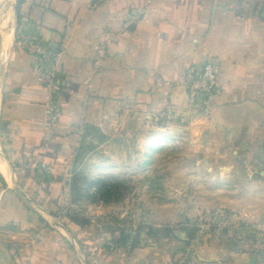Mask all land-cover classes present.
I'll list each match as a JSON object with an SVG mask.
<instances>
[{
	"label": "crops",
	"instance_id": "1",
	"mask_svg": "<svg viewBox=\"0 0 264 264\" xmlns=\"http://www.w3.org/2000/svg\"><path fill=\"white\" fill-rule=\"evenodd\" d=\"M92 1L20 5L0 95V154L13 175L10 183L0 174L6 183L0 238L9 264H173L179 258L181 238L140 243L133 251L111 248L102 229H84L65 213L72 205V163L90 140L111 143L119 130L139 125L158 136L204 134L209 119L201 105H189L183 82L191 64L221 65V91L207 124L234 138L242 163L264 157V0H104L91 10ZM28 25L62 51V115L51 132L42 122L47 93L18 43ZM109 34L118 40L95 67L94 49ZM157 78L166 83L159 86ZM41 163L53 167L50 179L37 174ZM196 251L197 264H241L230 251Z\"/></svg>",
	"mask_w": 264,
	"mask_h": 264
},
{
	"label": "rangeland",
	"instance_id": "2",
	"mask_svg": "<svg viewBox=\"0 0 264 264\" xmlns=\"http://www.w3.org/2000/svg\"><path fill=\"white\" fill-rule=\"evenodd\" d=\"M13 47L12 41L0 55V95ZM202 110L209 119L204 134L158 136L139 125L119 130L111 143L85 144L71 167L69 220L102 229L111 248L133 251L181 238L184 247H215L240 256L241 264H264V157L242 163L234 138L212 129V116Z\"/></svg>",
	"mask_w": 264,
	"mask_h": 264
},
{
	"label": "built area",
	"instance_id": "3",
	"mask_svg": "<svg viewBox=\"0 0 264 264\" xmlns=\"http://www.w3.org/2000/svg\"><path fill=\"white\" fill-rule=\"evenodd\" d=\"M104 0H93L89 4L91 10H96ZM118 40L117 34H109L94 49L95 67H100L109 55V49ZM19 46L30 55V64L36 82L46 91L47 98L43 110V127L54 131L62 115L59 92L64 83V74L60 67L62 51L43 41L35 26L28 25L20 34ZM221 65L217 60L206 61L198 66L191 64L184 75V85L187 90L189 105H201L208 115L213 114V104L221 91L219 75ZM157 84L163 86L166 82L157 78ZM37 174L46 179L53 176V167L41 163ZM195 246L184 247L180 256L173 264H197Z\"/></svg>",
	"mask_w": 264,
	"mask_h": 264
},
{
	"label": "bare ground",
	"instance_id": "4",
	"mask_svg": "<svg viewBox=\"0 0 264 264\" xmlns=\"http://www.w3.org/2000/svg\"><path fill=\"white\" fill-rule=\"evenodd\" d=\"M14 0H0V55L6 52L13 41L12 30V8ZM1 87V86H0ZM0 174L5 177L7 181L12 182L13 175L9 169L8 164L4 161L0 154Z\"/></svg>",
	"mask_w": 264,
	"mask_h": 264
},
{
	"label": "trees",
	"instance_id": "5",
	"mask_svg": "<svg viewBox=\"0 0 264 264\" xmlns=\"http://www.w3.org/2000/svg\"><path fill=\"white\" fill-rule=\"evenodd\" d=\"M21 3H22V0H17V3H16V19H17V24L21 20V15H20V5H21ZM5 188H6V183H5L4 179L0 176V191L2 189H5ZM72 190H73V184H72Z\"/></svg>",
	"mask_w": 264,
	"mask_h": 264
},
{
	"label": "water",
	"instance_id": "6",
	"mask_svg": "<svg viewBox=\"0 0 264 264\" xmlns=\"http://www.w3.org/2000/svg\"><path fill=\"white\" fill-rule=\"evenodd\" d=\"M0 251H3L6 254L7 259H8V263L13 262L10 251H9L8 247L6 246V244L2 241L1 238H0ZM0 264H3L2 260H1V255H0Z\"/></svg>",
	"mask_w": 264,
	"mask_h": 264
}]
</instances>
